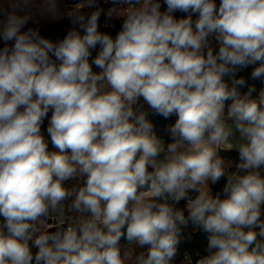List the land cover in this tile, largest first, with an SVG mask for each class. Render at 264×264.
Returning a JSON list of instances; mask_svg holds the SVG:
<instances>
[{
	"label": "clouds",
	"instance_id": "1",
	"mask_svg": "<svg viewBox=\"0 0 264 264\" xmlns=\"http://www.w3.org/2000/svg\"><path fill=\"white\" fill-rule=\"evenodd\" d=\"M29 3L0 8V264H175L190 223L196 264H264V88L236 75L264 79V0H114V38L87 0L58 41L22 31Z\"/></svg>",
	"mask_w": 264,
	"mask_h": 264
},
{
	"label": "trees",
	"instance_id": "2",
	"mask_svg": "<svg viewBox=\"0 0 264 264\" xmlns=\"http://www.w3.org/2000/svg\"><path fill=\"white\" fill-rule=\"evenodd\" d=\"M82 1V0H81ZM217 4H219V0H216ZM162 4V11L166 8V5L163 4V0H161ZM75 6L71 5L70 8L71 10ZM94 7H83L81 9V12L85 15L88 16L90 15L93 11H96ZM187 14L183 12H175L174 15L177 18H180L182 15ZM108 21L109 26L104 27L102 26L103 21ZM122 25V19L121 18H116L113 20H110L106 18L103 13L101 12V16L99 19V30L102 32H106L110 35L115 37V35L118 33V31L121 29ZM27 27H32L34 29H38L40 34L45 36L46 38H49L53 41H58L60 39H63V37L67 34L69 30H71L73 27L78 28V25H73L71 18L69 16L63 18L60 21L57 22H52V23H44V24H32V25H25L24 28ZM3 41H0V47H3ZM11 43V42H9ZM99 51V45L97 46V49L92 51L93 57L97 54ZM255 65H250L247 68L240 69L237 72V77H243L246 80V85L240 88L241 93L247 92L249 86H255L256 91L253 92V96H256L261 88H264V79H256L253 80L251 78V72ZM94 70L95 66H94ZM226 79H229L226 77ZM230 82V80H229ZM145 107H147L145 105ZM51 117V111L48 113V116L45 118L44 123L41 127V131L43 132L44 136L46 139H49V150H55L53 149L50 138L48 137V133L46 131L47 126H48V120ZM148 118L151 120L154 126V131L158 136H160L162 139L166 141V143L170 142L171 137L169 133V126L175 123L176 117L172 116L168 119H165L163 116L157 115L151 110H149V116ZM220 155L228 160H230L233 164V168L235 169L234 165L235 163L238 162L239 156L238 152L236 150L232 151H221ZM226 183V178H221V180L216 183V184H211V189L213 192V195H215L217 192H220L222 195V189ZM70 184V182H69ZM194 196L195 193H192ZM185 204V201L182 200L179 202L178 205H176L178 208H182ZM194 226L189 224L187 228L184 229V239L182 240L178 254L175 259V264H184V257L186 254H189L192 256L194 263L196 264V261L204 256L207 255V234L203 233L202 231H194ZM190 237V238H189ZM122 245H126L127 242L125 240H121ZM33 251L35 252L36 249L33 248Z\"/></svg>",
	"mask_w": 264,
	"mask_h": 264
},
{
	"label": "crops",
	"instance_id": "3",
	"mask_svg": "<svg viewBox=\"0 0 264 264\" xmlns=\"http://www.w3.org/2000/svg\"><path fill=\"white\" fill-rule=\"evenodd\" d=\"M66 1L67 0H56L58 11L55 14H51L43 10L44 0H30V3L26 7H24L21 10H18V14L19 15L29 14L31 16V19L29 20L27 25L57 22L67 17L68 16L67 13L71 11V8H70L71 5L67 4ZM12 2L13 0H0V8H4L10 11L11 10L10 4ZM81 3L87 5V0H82L79 4ZM113 6H114V0H94V3L92 5V7H94L95 9L101 10L103 15L110 20L118 18L115 14H113L112 17L107 16L108 9L112 8ZM115 6H118V5H115ZM85 7H89V6H85ZM3 18L4 16L0 15V19H3ZM27 28H23V29H27ZM165 144H167L166 141H165ZM226 160L230 161L228 159ZM77 183H80V182L71 181L69 185L77 184ZM137 251H140V249H137Z\"/></svg>",
	"mask_w": 264,
	"mask_h": 264
},
{
	"label": "built area",
	"instance_id": "4",
	"mask_svg": "<svg viewBox=\"0 0 264 264\" xmlns=\"http://www.w3.org/2000/svg\"><path fill=\"white\" fill-rule=\"evenodd\" d=\"M187 14H184V15H182L181 17H184V16H186ZM197 15L198 14H193V19L195 20L196 18H197ZM180 17V18H181ZM102 26H104V27H107V26H109V22L106 20V21H103L102 22ZM32 28V27H31ZM23 30H26V29H22V31ZM210 40L212 41V44H213V46L214 47H216V50H218V45L216 44V42H215V40L214 39H212V38H210ZM230 171H235V169L233 168V166L230 168ZM226 178V177H225ZM185 203H186V201H185ZM183 208H185V206H183L182 207V209ZM185 215H187V211L185 210ZM191 224V223H190ZM190 257V259H191V264H193L194 263V260H193V258H192V256L191 255H189V254H186L185 255V257ZM185 257H184V264H185Z\"/></svg>",
	"mask_w": 264,
	"mask_h": 264
},
{
	"label": "water",
	"instance_id": "5",
	"mask_svg": "<svg viewBox=\"0 0 264 264\" xmlns=\"http://www.w3.org/2000/svg\"><path fill=\"white\" fill-rule=\"evenodd\" d=\"M81 2V0H67L66 3L69 5H73L76 6L77 4H79ZM50 223H54V221H49ZM52 231H54L55 229H51Z\"/></svg>",
	"mask_w": 264,
	"mask_h": 264
},
{
	"label": "rangeland",
	"instance_id": "6",
	"mask_svg": "<svg viewBox=\"0 0 264 264\" xmlns=\"http://www.w3.org/2000/svg\"><path fill=\"white\" fill-rule=\"evenodd\" d=\"M27 30V29H26ZM210 188H211V184H210ZM212 190V189H211ZM212 194H213V192H212ZM125 250H128L127 248L125 249ZM136 251H137V249H136Z\"/></svg>",
	"mask_w": 264,
	"mask_h": 264
}]
</instances>
